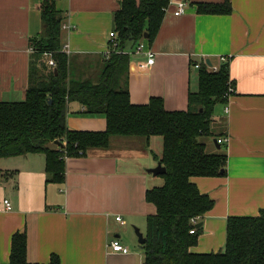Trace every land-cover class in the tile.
Masks as SVG:
<instances>
[{"label":"crops","instance_id":"1","mask_svg":"<svg viewBox=\"0 0 264 264\" xmlns=\"http://www.w3.org/2000/svg\"><path fill=\"white\" fill-rule=\"evenodd\" d=\"M178 1L187 6L176 16ZM200 1L223 0H170L148 45L154 62L142 69L137 64L145 57H132L128 89L132 104H146L156 96L167 111L185 110L188 93L198 89L194 64L208 61L219 66V57L227 58L235 91L213 112L216 138L202 140L208 153L226 154L225 174L191 178L214 205L197 219L202 231L190 250L216 253L224 250L229 216H256L264 207V0H230V14H200L196 10ZM41 2L0 0L2 100L25 98L30 65L36 60L30 40L44 27ZM119 6L120 0H56L63 23L71 26L61 31V47L68 45V55L99 59L108 48L113 13ZM41 61L47 63L44 54ZM75 61L73 66L79 68ZM82 109L77 102L69 104L68 129L105 130L102 115H85ZM125 137L130 136L112 137L106 149L67 158L62 183L46 180L42 153L0 158V264L9 262L16 232L26 235L29 263H47L55 254L60 264H143V251L127 242L126 227L132 225L145 234L146 216L155 212L145 191L161 183L159 175L147 170L157 166L160 154L151 148V137L144 142ZM225 137L226 143L217 142ZM5 199L10 209L5 208ZM115 238L129 248L127 253L108 247Z\"/></svg>","mask_w":264,"mask_h":264},{"label":"trees","instance_id":"2","mask_svg":"<svg viewBox=\"0 0 264 264\" xmlns=\"http://www.w3.org/2000/svg\"><path fill=\"white\" fill-rule=\"evenodd\" d=\"M169 3L170 0H120L113 13L117 48H131L141 40L149 45ZM39 10L44 27L40 36L30 40L36 60L30 65L25 98H0V158L42 153L46 180L62 183L69 157L106 149L115 136L146 140L159 136L162 150L157 158L166 172L159 174L163 184L145 191V200L154 205L155 212L146 216L145 242L139 244L143 264H264V207L256 216L226 219L223 251L190 250L202 231L191 219L202 218L214 205V200L201 193L191 178L225 174L226 154L208 153L200 138L214 134V106L227 102L225 95L232 84L228 63H221L216 71H208L206 64H201L198 89L188 93L185 110L167 111L163 99L156 96L146 104H132L128 89L132 56L114 51L108 58L100 56L102 68L97 78H81L68 54L61 51L64 17L56 8V0H42ZM196 10L200 14H230L232 5L230 0L200 1ZM45 52L51 53L54 67L38 62ZM72 102L83 107L82 114L102 115L105 130L68 129L66 117ZM7 264H42L27 261L24 232L12 235ZM44 264H60L59 257L52 254Z\"/></svg>","mask_w":264,"mask_h":264},{"label":"built area","instance_id":"3","mask_svg":"<svg viewBox=\"0 0 264 264\" xmlns=\"http://www.w3.org/2000/svg\"><path fill=\"white\" fill-rule=\"evenodd\" d=\"M186 6H187L186 2L178 1L176 3V8H175L173 14L176 16L183 14L186 10ZM61 27H62V29L69 30L71 26L68 23H62ZM61 51L65 52L67 54L68 53V45L62 46ZM113 51L116 53H120V54H128L132 57L134 55L144 56L145 61H141L137 64L138 67L142 68V69L153 64V62H154V53L150 49V47L147 45L145 40H141V41L135 43L133 45V47H131V48L119 49V48H117L116 33L112 30L111 32H109L108 48L103 52L102 55H103V57L108 58L110 53ZM44 55L47 58L48 65L51 67H54L55 61L51 57V53L45 52ZM219 59H220V62H222V63L226 62V60H227V58L225 56H220ZM203 63L206 64L208 71H216L219 67V66H214V65H208L206 62H203ZM200 66H201V64H199V63L194 64L195 68H199ZM234 91H235L234 86H232V84H230L228 87V90L226 92V95H225L227 97V101L230 98V96L234 93ZM225 112H228L227 107L225 108ZM227 141H228V138H226V137L217 140L218 143H221V142L226 143ZM3 203H4L6 209L11 208V204H10L9 200L5 199L3 201ZM115 220L120 222L121 224L124 223V221L120 215H116ZM191 222H192V224L195 225L197 223V218H192ZM193 231L194 230H191L190 232L192 233ZM108 247L114 252L127 253L129 251V248L120 244V242L116 238L111 239L108 242Z\"/></svg>","mask_w":264,"mask_h":264},{"label":"rangeland","instance_id":"4","mask_svg":"<svg viewBox=\"0 0 264 264\" xmlns=\"http://www.w3.org/2000/svg\"><path fill=\"white\" fill-rule=\"evenodd\" d=\"M69 60L73 62V59H77L76 62V66H78L79 64V68H75L76 71L78 72V75H81V78H90L92 80H95L97 78V75H99L100 73V69L102 68V63L100 61V59H96L95 57L92 56H72V55H68ZM85 61V62H84ZM46 66L50 67L47 63L45 64ZM83 65V68H81V66ZM23 100V99H22ZM222 105V103H217L214 106V115L216 113V110ZM212 130L213 132H215L213 135H209V136H203L200 138V140L202 141L203 139H207V140H212L214 138H216L217 136V128L214 127L212 125ZM128 139H134V140H138L139 142H144L146 139L144 137H125ZM150 142H151V148L153 149L154 152H156L157 154H161V150H162V146H161V137L159 136H152L150 138ZM157 180H160V185L163 184L164 180L162 177H158ZM125 226L121 227L124 228ZM126 228V234L125 236L128 238V241L130 243L131 246L138 248L139 247V243L137 242V237L135 235L134 232V228L132 225H128ZM123 237V236H122ZM124 238V237H123Z\"/></svg>","mask_w":264,"mask_h":264},{"label":"water","instance_id":"5","mask_svg":"<svg viewBox=\"0 0 264 264\" xmlns=\"http://www.w3.org/2000/svg\"><path fill=\"white\" fill-rule=\"evenodd\" d=\"M144 38L146 39L148 38V35L146 33L144 34ZM206 63L210 65L208 61H206ZM55 143L59 145L58 141H55ZM147 171L151 173L152 175L156 176L159 174H164L166 172V168L160 162H158L157 166H155L154 168H150ZM199 226H201V223L196 224V227H199ZM134 232L137 237V242L139 244H143L145 242V238L142 232L136 227L134 228Z\"/></svg>","mask_w":264,"mask_h":264}]
</instances>
